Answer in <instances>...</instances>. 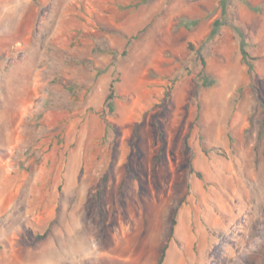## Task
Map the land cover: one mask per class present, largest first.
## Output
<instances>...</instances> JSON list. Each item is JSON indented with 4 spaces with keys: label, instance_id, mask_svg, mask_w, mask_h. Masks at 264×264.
<instances>
[{
    "label": "rangeland",
    "instance_id": "obj_1",
    "mask_svg": "<svg viewBox=\"0 0 264 264\" xmlns=\"http://www.w3.org/2000/svg\"><path fill=\"white\" fill-rule=\"evenodd\" d=\"M217 2L0 0V264H264V0Z\"/></svg>",
    "mask_w": 264,
    "mask_h": 264
},
{
    "label": "trees",
    "instance_id": "obj_2",
    "mask_svg": "<svg viewBox=\"0 0 264 264\" xmlns=\"http://www.w3.org/2000/svg\"><path fill=\"white\" fill-rule=\"evenodd\" d=\"M153 0H130V3L129 5H124L122 4L121 2L117 1V0H113V4H116L117 6H120V9L118 8L116 10L120 12V18L123 19L125 18L126 16H129V14H131L133 11H135L139 6H142V5H147L149 3H151ZM217 8L220 9V23L219 24H213L210 31H209V34H208V37H207V40H210L212 37H214L216 35V32L217 30L222 26V25H225L228 23H226V20L225 17L227 15V0H218L217 2ZM122 16V17H121ZM120 18H116L117 20H119ZM183 24H185V22H188V23H195L196 24V21L193 20V21H186V20H183L182 21ZM238 35L240 36V43H239V46H240V51H241V55L244 57H246V52L244 50V47L246 46V41H245V38H244V34L243 32H240L238 33ZM134 39V36H129V37H126V43H125V46L121 52L122 55H125L127 53V50H128V47H129V44L131 42V40ZM187 49L188 51L192 52L193 51V46L191 43H188L187 44ZM112 55H115L116 52H111ZM200 56V55H198ZM200 64L202 67L205 66V63L203 62V60L201 59L200 57ZM207 85H212L213 81L207 77V76H204V79H203ZM117 79H113L111 80L110 84H109V87H108V93L105 97V101H104V106L105 108L110 112H114L115 110V105H114V98H115V83H116ZM108 126H110L112 128V125L109 124ZM45 237V233L41 234V235H37V236H34L32 237L30 240L31 241H35V240H39V239H43ZM165 250H166V246L162 248L161 250V253H160V256L158 258V263H160L164 257V253H165Z\"/></svg>",
    "mask_w": 264,
    "mask_h": 264
},
{
    "label": "crops",
    "instance_id": "obj_3",
    "mask_svg": "<svg viewBox=\"0 0 264 264\" xmlns=\"http://www.w3.org/2000/svg\"><path fill=\"white\" fill-rule=\"evenodd\" d=\"M122 3V2H121ZM129 3H130V1L129 0H126V2H123L122 4H124V5H129ZM150 4V3H149ZM142 6H144V5H142ZM142 6H139V8L140 7H142Z\"/></svg>",
    "mask_w": 264,
    "mask_h": 264
}]
</instances>
